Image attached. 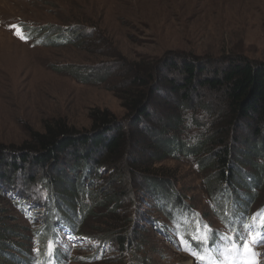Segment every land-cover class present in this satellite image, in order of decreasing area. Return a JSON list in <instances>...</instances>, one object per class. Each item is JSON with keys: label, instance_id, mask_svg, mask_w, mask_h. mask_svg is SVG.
Listing matches in <instances>:
<instances>
[{"label": "rangeland", "instance_id": "rangeland-1", "mask_svg": "<svg viewBox=\"0 0 264 264\" xmlns=\"http://www.w3.org/2000/svg\"><path fill=\"white\" fill-rule=\"evenodd\" d=\"M78 22L86 25L84 39L71 43L73 33L82 27ZM38 27L51 31L47 29L40 39L33 31ZM46 39L50 43L44 42ZM239 56L264 62V0H0V210L11 228L33 237V230L40 228L44 217V210L38 208L45 200L46 187L41 180L43 175L50 176L54 167L26 163L14 175L9 172L10 163L20 156L17 150L31 142L35 131L42 132L46 124H55L59 119L75 130L91 131L94 117L105 111L127 124L129 111L122 105L119 77L133 75L131 64L147 66L142 72L148 74L145 82L156 77L149 89L138 88L141 93L149 90L155 116L148 120L155 124L161 109L173 116L180 101L172 80L182 83L183 76L169 70L173 63L181 67L193 61L203 66L200 78L209 68L222 67L229 58ZM153 65L155 69H151ZM105 79L109 81L103 82ZM157 83L160 87L156 88ZM196 88L191 104L184 109L187 119L179 126L181 135L191 143L202 131L192 125V116L211 120L202 104L217 102L207 88ZM165 95L167 98L162 99ZM128 129L136 135L135 126ZM245 129L236 133H244ZM198 162L195 157L177 154L157 163L155 171L169 176L178 192L187 197L186 203L202 214L208 213V222L219 228L205 184L211 170L199 169ZM28 171L36 182L27 177ZM7 173L13 182L5 184ZM11 190H20L26 199ZM259 192L251 211L264 203V183ZM129 203L142 229L135 242L143 246L138 251L141 257L150 259L151 264H198L190 251L182 249L173 228L168 229L170 236L153 223L152 219H158L166 225L169 220L149 194H137L134 203ZM106 205L112 207L113 203ZM126 209L120 206V216ZM107 212L106 206L96 207L83 232L101 235L100 228L114 221ZM60 234L62 245L73 247L74 259L69 264H129L128 253L109 244L74 237L65 227H61ZM258 234L261 232L253 233ZM24 240L19 241L25 244ZM98 249L100 254L93 259ZM252 252L256 255L245 251L232 262H223L264 264V243L256 244Z\"/></svg>", "mask_w": 264, "mask_h": 264}, {"label": "trees", "instance_id": "trees-1", "mask_svg": "<svg viewBox=\"0 0 264 264\" xmlns=\"http://www.w3.org/2000/svg\"><path fill=\"white\" fill-rule=\"evenodd\" d=\"M78 23L82 27L73 33L71 43L84 39L86 25ZM47 29L38 27L33 31L41 39ZM27 36L30 37L28 33ZM48 40L44 42L50 43ZM174 65L176 63L169 70L181 74L183 82L172 80L175 83L172 89L180 95L173 116L161 109L156 116L158 121L149 124L148 118L155 116L153 102L147 94L149 90L141 93L138 88L144 86L149 89L156 77L151 76L150 81L145 82L146 73L142 72L147 66L131 64L133 75L119 77L122 105L129 111L127 124L118 122L108 111L94 117L91 131L75 130L64 119H59L55 124H46L44 131H35L31 142L17 150L20 156L10 163L11 175L24 168L26 163L51 166L55 170L50 176L43 175L41 180L46 187L43 193L45 200L40 201L43 206L38 208L44 210V217L40 228L33 230V237L13 230L0 210V264H69L74 259L71 256L73 247L62 245L61 227L74 237H88L99 244H109L123 254L128 253L129 264H151L150 259L138 253L143 246L135 245L142 229L137 224L131 204L127 202L134 203L137 194H149L156 201L169 224H160V220L151 217L153 223L169 235V227L173 228L178 240L181 237L190 240L202 225L209 226L216 234L209 247L201 249L192 243V248L204 257L203 264H217L223 258L229 260L237 255L221 254L223 242L220 236L233 225L237 231H243L239 226L251 223V217L264 210L263 203L251 211L264 183V62L249 61L241 56L229 58L224 66L209 68L200 78L205 69L203 66L193 61L181 67ZM154 85L160 87V83ZM196 87L207 88L217 102L202 104L211 120L189 117L192 125L202 129L194 135L191 143L181 135L179 126L187 119L184 109L191 104ZM127 125L136 127V135L129 133ZM243 127L246 128L244 133H236ZM177 154L195 157L199 161V169L213 171H210L205 184L211 197L212 214L221 225L219 228H213L208 222V213L202 214L186 203L187 197L178 192L176 183L169 176L156 173L157 163ZM146 165L154 169H147ZM245 167L250 168L247 170ZM11 175L7 173L4 176L5 184L13 182ZM33 176L27 172L30 180ZM86 179H89L88 185ZM11 191L26 199L20 190ZM106 202L113 203V206L108 207ZM122 204L127 209L120 216ZM98 206H106L114 221L107 228H100L101 235L83 232L87 218ZM259 231L258 225L253 233ZM17 238L27 241L21 244ZM50 241L54 242L51 255ZM93 254L95 259L100 254L99 249Z\"/></svg>", "mask_w": 264, "mask_h": 264}, {"label": "snow or ice", "instance_id": "snow-or-ice-1", "mask_svg": "<svg viewBox=\"0 0 264 264\" xmlns=\"http://www.w3.org/2000/svg\"><path fill=\"white\" fill-rule=\"evenodd\" d=\"M16 27V26H13ZM20 34L19 32L17 33ZM22 39H26L21 35ZM261 228V234L259 237H253V232L257 226ZM243 231H237L235 225L229 228V231L222 234L220 239L223 242V246L220 251L223 255L225 252L240 254L247 251L250 255H256L252 252V248L259 243H264V210H261L259 213L251 217V223L245 222L240 225ZM215 233L207 225H202L201 228L197 229V234L193 235L190 240H186L184 237H181V246L183 250L190 251L192 255L196 256L198 260L203 264L204 257L195 249L192 248V243L199 245L201 249L208 248L211 241L215 238ZM54 248V242H49V254ZM225 264V262H221Z\"/></svg>", "mask_w": 264, "mask_h": 264}]
</instances>
